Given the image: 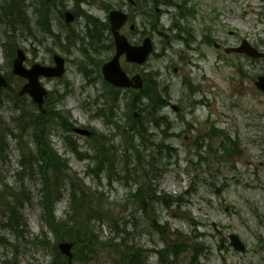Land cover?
Wrapping results in <instances>:
<instances>
[{
  "label": "rangeland",
  "instance_id": "obj_1",
  "mask_svg": "<svg viewBox=\"0 0 264 264\" xmlns=\"http://www.w3.org/2000/svg\"><path fill=\"white\" fill-rule=\"evenodd\" d=\"M29 1L27 0L26 4ZM172 1L180 3V0H163L165 5L171 4ZM13 3L20 6L22 0H0L1 70L5 74L11 71L2 42L9 45V57L15 54L17 47L26 49L29 66L36 62L50 65L54 54L64 56L67 60L65 76L60 79H41V84L49 91L47 107L51 109L56 102L53 100L55 94L61 93L65 95L64 104L60 103L62 107H57V110L70 112L71 120L76 123L75 127L89 126V129L93 128L98 133L115 134L116 127L105 126L104 118L99 116L100 112L109 113L107 94L111 93L107 92L108 88L103 83L99 69L91 65H86V69L78 68L82 56L77 48L82 44L78 43L76 48L65 44L54 46L51 36L57 31L61 34L57 19L51 22L53 25L51 28L49 23L38 20L35 12L32 14L30 10L26 12L29 21L22 19L20 14L10 17L8 8L12 7ZM191 5H197L195 8L197 17L190 20L194 25L201 26L202 22L208 24L210 19L204 17H211L213 11L219 12L222 15L220 21L225 20L221 24L226 31L237 30L249 36L254 43L261 40L259 43L263 44L264 49V0H193ZM160 7L162 9L165 6ZM174 8L167 9L162 14L156 32L162 31L163 35L166 33L167 24L173 23L176 19L177 13ZM35 9L40 10L38 7ZM48 9L49 11L45 13L47 21L52 14L59 15L55 13L53 6ZM88 11L100 18L106 16L103 11L96 9ZM11 23L26 25L31 23L29 27L34 31L31 32L26 26L13 28ZM79 25L75 28L81 32L83 26ZM145 27L147 30L150 29L149 23H146ZM126 32L128 33V28ZM63 34L65 36V30ZM163 35L154 34L155 51L146 64L140 67L126 65V68L131 74L138 72L145 76L152 73V82L159 83V91L170 90L169 106L161 114L156 115L160 117L167 115L173 123L171 129L164 133L153 130L151 123L149 126L155 135L152 136V141H157L159 134V139L167 138L166 142L177 148V153L172 152L166 160L160 157L155 173L149 172L150 175H146L142 170L137 179H140L139 182L142 184H152L158 187L159 191L186 200L185 205L180 207L178 205L170 209L157 207V213L161 217L160 220L168 222L169 230L165 233L171 239H174L172 233L177 229L190 235L194 229L190 225L191 218L199 222L196 231L205 235L203 239L209 246L202 257V264H264V93L255 86L257 77L264 75V62H253L251 65L249 63L248 76L241 78L229 65L221 63L217 66L211 50L205 52L209 56L206 59L194 57L196 55L179 58L177 56L179 53L176 52L182 50V44L174 42L172 47L168 48ZM132 38L138 40L139 35L133 34ZM85 43L83 48L89 51L91 47ZM15 45L17 47L13 52ZM110 54L111 51L108 49L101 55L102 63L110 58ZM91 57L93 55H90ZM176 67L178 72L174 70ZM86 72L90 75L91 82L83 75ZM187 77L188 80L185 81ZM25 83L24 79L14 78L11 82L14 91H0V127L13 126L15 122L12 120L16 117L19 120L23 114L25 115L22 118L23 122H30L27 116L30 115L31 98L28 95L21 98L17 95V89L20 90ZM190 86L196 89L194 93L190 92ZM119 99V103L115 101L116 105H121L118 118L125 134L127 115L129 113L133 115L135 109L131 108L132 96L127 95L125 99L119 96ZM145 102L146 100L143 103ZM171 103L180 106L179 113L171 109ZM139 109L138 112H142L143 107ZM214 126L224 131L231 139H238L244 151L242 157L229 161L224 157L220 159L223 142L220 136L207 138L202 147L207 161L201 162L202 159L198 158L195 151L198 135L210 131ZM164 128L166 126L161 130ZM19 133L8 132V144L3 145L2 149L0 147V177L4 183L14 188L15 193L25 190L31 194V204H28L21 214L23 213L25 220L28 221V229L34 237H26L24 231L22 236L19 232L17 234L5 228L0 230V237L6 240L5 243L0 240V264H15L17 261L18 264H48L55 254L54 246L43 245L40 242L44 240L41 234L40 241L35 238L41 232V227H44L50 243L53 244L55 241L53 233L44 225L46 222L42 218L44 211L40 198L43 182L39 175L24 179L18 174L22 169L24 152L22 147L35 149L30 134L23 137V144H19ZM65 137L69 146L75 139L84 147V151L87 139L74 131L65 133L60 129L53 130L49 137L50 143L57 146L60 153L65 154L69 160L71 174L84 179L83 183L93 190L99 186V191L104 193V209L109 210L111 216L118 220L119 229L127 228L128 234H125L116 229L113 222L102 223L97 228L101 240L109 241L117 236H125L130 240V244L144 249L143 253L149 258L150 264H157V256L152 250L155 246L164 244L163 237L151 226L150 218L144 211L135 205H126V199L130 192L138 187V181L131 179L126 184L115 182L109 185L108 179L103 175L102 184H98L97 180L94 181L91 175L86 174L90 160H80L71 152L65 145ZM135 141L142 143L139 139ZM210 142L213 151L208 146ZM113 143L120 151L126 144L121 133L116 134ZM146 157L143 155L147 161L149 158ZM29 158L27 157L25 162H28ZM160 171L163 172L159 174ZM190 186L192 190L188 195L186 192L191 189ZM63 200L64 202L57 204V216L62 215L65 210L67 199ZM1 216L3 213H0V220H3ZM231 233L240 237L247 247L245 251H237L230 246L228 235ZM181 258L184 264H187L191 256L185 254ZM114 259L115 255L105 250L99 261L102 264L107 262L113 264Z\"/></svg>",
  "mask_w": 264,
  "mask_h": 264
},
{
  "label": "trees",
  "instance_id": "obj_2",
  "mask_svg": "<svg viewBox=\"0 0 264 264\" xmlns=\"http://www.w3.org/2000/svg\"><path fill=\"white\" fill-rule=\"evenodd\" d=\"M42 2L43 0H40L41 4ZM49 4L51 2H46L48 8L51 7ZM19 7L21 5L16 6L13 3L12 8L8 10L9 16L16 17L17 14H20L22 19L27 18L26 9L21 11ZM33 10L36 15H38V12L40 15L42 13L41 9L37 10L33 7ZM26 23H11V27L20 28V26H26L29 29V24L31 23L28 25ZM4 45L6 49L9 48V45ZM10 77L13 78V75L10 74ZM106 86L110 91H114L110 85L106 84ZM112 91L107 94L109 97L112 96L113 99L111 100L110 98L107 101L109 113L100 114V116L107 119L105 121L108 124L114 123V111H116V101L118 100L117 94ZM154 95L156 96V91H154ZM158 105L159 103L153 100L152 110L156 109ZM24 116L23 114L21 119ZM37 116L42 115L35 112V114L30 115V120L36 119ZM53 118L59 119L68 131L71 130L72 123L68 114L53 113ZM127 118L128 122H126V126L128 129L124 137L126 144H124L123 150L120 151L113 143L114 137L108 138L103 134L95 133L91 147L93 151L92 156H89L88 153H79L77 148L74 151L78 158H90L92 160L86 174L87 176L91 175L94 181H98V184H102L103 175L108 179L110 185L115 181L125 182V184L131 179L138 181V187L135 191L130 192L126 199V205H135L144 211L150 218L151 226L163 237L164 244L155 246L152 250L158 258L157 264H184L181 258L184 254H190L191 256L187 264H201V256L209 248L206 242L199 241V234L195 233L188 239L183 235V232L178 230L174 233V240L167 238L165 232L168 230V222L160 220L161 217L157 213V207L169 209L179 199L160 192L159 188L154 187L152 184H142L139 182L140 179H137L140 177V171L142 170L146 175H150L149 172L155 173L159 158H163L164 155L168 157V154L174 150L176 151V149L164 141H152L150 134H148V129H146L145 124L140 119H134L131 114H128ZM19 124H21L20 121ZM47 124H33L34 139L39 145V150L36 149L37 151L34 152L32 149L21 147L24 150L22 164L26 161L27 157H30L28 160L29 164L25 163V167L34 162L38 164V166L36 165L38 167V174L40 177L42 176L44 185L41 199L45 210L44 219L54 234L55 241L58 243L66 240L75 243L74 258L71 263L68 257L61 254L57 250L56 245H54L55 255L49 264H102L99 260L101 254L105 253V250L115 255L113 264H150L148 258L143 253L144 249L137 247L135 244H130V240L125 236H117V238H111L109 241L101 240L97 228L102 223L113 222L116 229L125 234H128L127 228L119 229L118 220L111 216L109 210L104 209V193L99 191V186L96 190H93L92 187L89 188L83 183L84 179L77 176L74 177L71 174L67 160L55 153L48 143L46 136ZM155 125L157 127L160 126L158 120L155 121ZM7 131L5 128L0 129L1 149L3 145L8 144ZM22 137H20V142H22ZM137 139L142 143H136L135 140ZM143 155H146V158L149 159L147 161L144 160ZM13 189V187H9L4 183L0 177V213H3L1 218L7 221V223L12 224V232H16L17 234L19 232L21 233L19 235H22L24 231L26 237H31L32 233L28 229L25 216H23V213L21 214V211H24V208L28 204H31V194H28L25 190L15 193ZM67 195H69V205L66 215L57 218L55 216V201ZM193 224L197 225L195 222ZM43 233L44 240L39 241L45 246H53L48 240L47 232ZM119 238L120 240H118ZM15 264H18V261ZM105 264L110 263L107 262Z\"/></svg>",
  "mask_w": 264,
  "mask_h": 264
},
{
  "label": "flooded vegetation",
  "instance_id": "obj_3",
  "mask_svg": "<svg viewBox=\"0 0 264 264\" xmlns=\"http://www.w3.org/2000/svg\"><path fill=\"white\" fill-rule=\"evenodd\" d=\"M153 1L155 2V0H152V4ZM35 2L37 1H32L31 4L34 5ZM47 2H51V6L53 7H58L60 16L57 19V23L61 26H68L65 29L64 36L67 43L73 42L74 37H80L85 34L84 31H74L69 26L75 28V26H78L79 24V26L82 27L81 23H83V25H87V23H98L99 25L102 23H108L109 11L113 10L114 7L116 8L119 3L123 4L122 10L127 12L129 16L127 24L122 29V33L124 32V34L127 35L130 42L132 44L140 45L143 39L149 36L145 34L142 38L141 34L138 33V23H140L138 18L140 16H136L135 14L139 13L142 6L145 8L148 7L146 2L143 5H141L140 0H123V3L120 0H47ZM192 2L193 0H182L181 5H177V9L179 8L177 17L182 20H174L173 23L167 24L168 29H166L165 38L167 40L168 48H171L174 42H180L182 44V50L176 52L179 53L180 56L177 55L179 58L186 55L189 57L196 55L194 57L206 59L209 56L206 55L205 52L211 50L217 66H220L221 63L229 64L241 78H246L248 76L249 72L247 71V68H250L249 63L251 65L253 62H264V59L262 58L254 59L247 54V51L250 48L249 45L256 48L259 52H263V44L259 43L261 40L254 43L249 36L243 35L237 30L226 31L221 24L224 23L225 20L223 22L220 21L222 15L219 14V12L213 11V13L210 14L211 17H204L205 19H210L207 22L208 24L202 22V25L198 26L194 25L193 22L189 23L187 20L189 17H191V20H194L195 14L197 17V12L195 10L197 5L195 8L192 7ZM187 4L189 5L187 6ZM88 9L103 11L106 16L104 18H99L95 15V18L89 17V20H86V16L89 14ZM155 10H157V8H155ZM67 11H70L72 14L73 20L70 23L67 22ZM153 14L154 12L152 11V20H150V23H152V38L155 33H162L159 31L156 32L154 28L156 23ZM180 21H182V23ZM126 28H128V33L126 32ZM133 34H138L139 39H133ZM233 49H238V52L233 51ZM174 70L175 72H178V68H175ZM150 85L152 90V73H150Z\"/></svg>",
  "mask_w": 264,
  "mask_h": 264
},
{
  "label": "water",
  "instance_id": "obj_4",
  "mask_svg": "<svg viewBox=\"0 0 264 264\" xmlns=\"http://www.w3.org/2000/svg\"><path fill=\"white\" fill-rule=\"evenodd\" d=\"M69 15V14H68ZM71 20V19H70ZM69 20V21H70ZM110 20L112 24V30L116 40L117 53L116 56L108 63L103 66V74L105 79L117 86V87H141L140 76H136L130 80L126 74L121 69L119 59L122 54H126L127 60L137 63H143L148 55L152 51V43L150 39H146L143 46L141 47H132L128 44L125 37L119 34L118 30L125 24L126 15L113 11L110 15ZM251 55L253 57H258L259 55L255 50L252 51ZM56 66L48 67L43 66L41 64H34L30 69H28L24 62L26 61V54L22 49H19L17 52V57L13 63V72L14 74L27 78L28 83L24 86L22 94L29 93L35 102H37L40 106L44 103V96L46 95V90L40 84V77H60L64 74L65 61L60 56L54 57ZM258 85L264 90V78L260 79ZM0 86H7V82L5 78L0 73ZM78 133H82L84 135H89L90 133L86 130L76 129ZM232 245H234L238 249H243L244 247L241 245L239 239L235 235H231ZM73 245L69 243L60 244L61 251L66 254L70 259L72 258V250Z\"/></svg>",
  "mask_w": 264,
  "mask_h": 264
},
{
  "label": "bare ground",
  "instance_id": "obj_5",
  "mask_svg": "<svg viewBox=\"0 0 264 264\" xmlns=\"http://www.w3.org/2000/svg\"><path fill=\"white\" fill-rule=\"evenodd\" d=\"M45 6H47L46 4H44V6H43V8H41V10L42 11H47V10H49L48 9V6L47 7H45ZM12 8V7H11ZM20 9H21V11H23V9L21 8V7H19ZM10 8H8V10H9ZM23 125V124H22ZM21 124H19V123H17V122H15V123H13V126H10L9 125V127H8V131H10L11 133H18L20 130H21V126H22ZM28 130H29V132H31V134L32 135H35V132L33 131V129H32V126H30V125H28V124H26V126H25ZM4 153V152H3ZM3 153H2V155H3ZM29 164V162H24L23 164H22V169L20 170V171H18V173L20 174V175H23V177H24V179H26V177H36V176H38V164L37 163H32V164H30L29 166H32V167H29V166H27V167H25L24 166V164ZM37 165V166H36ZM28 175V176H27ZM64 198H62V199H60L59 200V203H62V202H64V200H63ZM4 228H5V230H9V231H11L12 232V224H9V223H7V221H5V220H0V230H4ZM0 240H1V242L3 243H5L6 242V240L3 238V237H0Z\"/></svg>",
  "mask_w": 264,
  "mask_h": 264
}]
</instances>
